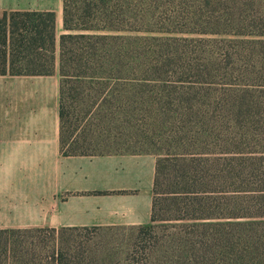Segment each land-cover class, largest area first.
Wrapping results in <instances>:
<instances>
[{"label": "trees", "instance_id": "trees-1", "mask_svg": "<svg viewBox=\"0 0 264 264\" xmlns=\"http://www.w3.org/2000/svg\"><path fill=\"white\" fill-rule=\"evenodd\" d=\"M57 49L61 153L155 150L128 151L156 157L128 263L264 264V0H64L58 42L54 12L0 13V75H51ZM99 229L0 230V264H119Z\"/></svg>", "mask_w": 264, "mask_h": 264}, {"label": "crops", "instance_id": "crops-1", "mask_svg": "<svg viewBox=\"0 0 264 264\" xmlns=\"http://www.w3.org/2000/svg\"><path fill=\"white\" fill-rule=\"evenodd\" d=\"M4 11L54 12L64 33V0H0ZM59 101L58 72L0 75V230L149 225L155 155L64 156Z\"/></svg>", "mask_w": 264, "mask_h": 264}, {"label": "rangeland", "instance_id": "rangeland-1", "mask_svg": "<svg viewBox=\"0 0 264 264\" xmlns=\"http://www.w3.org/2000/svg\"><path fill=\"white\" fill-rule=\"evenodd\" d=\"M58 72V49H57V60L54 65L53 73ZM148 150L154 152V148L143 139L140 138H121L115 141L105 140L101 142H96L88 145L85 150L87 153H108V152H128V151H141ZM48 234L47 232H45ZM90 234L88 231H83L82 235ZM95 242H100L101 244L108 246L111 249L114 259L118 261L119 264H129L127 261V246L132 244L131 236H138L137 230H107L99 229L94 233Z\"/></svg>", "mask_w": 264, "mask_h": 264}]
</instances>
